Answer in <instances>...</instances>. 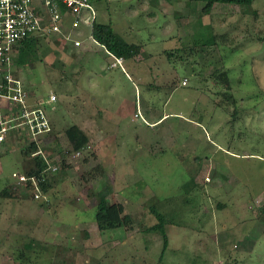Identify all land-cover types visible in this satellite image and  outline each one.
Instances as JSON below:
<instances>
[{"label":"rangeland","instance_id":"1","mask_svg":"<svg viewBox=\"0 0 264 264\" xmlns=\"http://www.w3.org/2000/svg\"><path fill=\"white\" fill-rule=\"evenodd\" d=\"M162 1L98 0L94 9L98 22L141 44L137 59L165 51L158 61L166 81L153 64L157 58L143 81L127 80L99 52L84 53L81 60L72 49L78 35L73 29L66 30L67 39L52 35L40 42L31 67H15L13 76L33 96L56 94V111L51 131L37 139L15 135L7 139L9 147L0 148L8 173H1L0 192L6 187L11 193L7 202L0 197V264H264V0L216 3L195 18L189 0H164L171 3L165 8ZM195 3L200 10L203 2ZM185 46L193 48L173 51ZM74 60V69L80 63L93 71L99 66L91 73L95 92L85 90L113 112L106 114L109 124L124 135L119 141L90 138L75 156L61 138L65 128L79 123L84 99L78 71L71 72ZM183 78L187 85H181ZM200 93L206 103L195 107ZM121 99L127 100L124 109L117 104ZM31 143L37 147L33 154L50 158L55 167L47 174L46 193L37 192L34 180L25 187V177L15 175L28 167L23 150ZM96 165L103 173L89 180ZM192 168L197 187L184 194ZM104 186L108 200L122 203L131 216L130 225L98 230L96 191ZM150 206L172 220L162 255L161 235L146 230L156 222Z\"/></svg>","mask_w":264,"mask_h":264},{"label":"built area","instance_id":"2","mask_svg":"<svg viewBox=\"0 0 264 264\" xmlns=\"http://www.w3.org/2000/svg\"><path fill=\"white\" fill-rule=\"evenodd\" d=\"M95 18L91 0H0V143L15 135L37 139L50 130L47 105L55 102L56 95L30 100V94L21 89L12 74V57L21 41L52 35L67 39V31ZM72 41V45H80L79 40ZM120 62L116 58L111 65Z\"/></svg>","mask_w":264,"mask_h":264},{"label":"trees","instance_id":"3","mask_svg":"<svg viewBox=\"0 0 264 264\" xmlns=\"http://www.w3.org/2000/svg\"><path fill=\"white\" fill-rule=\"evenodd\" d=\"M201 1L203 2V5L201 9L199 10L197 8V4L195 2ZM252 0H189L190 10L195 13L193 14V18L199 17L202 14H208L211 12L213 6L216 3H223V4H230V5H245L249 6L251 4ZM89 30L88 34L89 36L100 46H102L111 56L114 58H122V59H129L133 56H136L140 52L141 44H135L132 42H127L123 38H121L111 27L109 23H103L98 22L95 19H93L89 23ZM44 37H26L21 41V43L18 45L15 55L12 57V65L17 69L20 68V70L24 69L26 66L31 67V65L34 63L35 60L39 57L38 53V45L42 41L48 42L47 39ZM48 44V43H47ZM48 48V46H45ZM186 46L182 48H176L173 51L177 52L180 50H187L192 49V46ZM196 48V46H195ZM62 50V49H61ZM48 49H46L44 52H47ZM64 51V50H63ZM172 51V53H174ZM65 53V51H64ZM15 73V72H14ZM12 71V74H14ZM15 75V74H14ZM17 82L19 83L21 89L28 93V87L24 83L22 78H18ZM224 79H227L226 74L224 73ZM48 97V94H47ZM46 96L43 97V99L47 98ZM41 98H37L39 100ZM48 108V107H47ZM49 119V116H48ZM50 122V121H49ZM50 126H52L50 124ZM61 138H64L65 143L68 144L70 147V152L73 156L76 154H80L83 152V150L87 147V141L88 137L85 135V133L76 125L71 124L62 133ZM37 150V147H35L34 143H31V145H28L25 150H23L24 157H27L29 159L28 167L25 171H23V175L26 179L25 181V187H29V184H33L31 181V178L34 179L36 182L37 192L40 193H46L47 190L50 188L51 183L48 180V172L50 169V158L43 157L40 153H34ZM65 152V150H64ZM63 151L59 152V155H65ZM68 152V151H67ZM78 152V153H77ZM52 160V158H51ZM59 161L60 166L65 165V161L60 160L59 157L57 159ZM85 160V158H83ZM180 160H185L180 159ZM194 160V161H193ZM192 162L195 164L197 162L196 158H193ZM189 162V161H188ZM190 164H192L190 162ZM67 165V163H66ZM193 169V168H192ZM194 170H189L191 176L188 180L185 181L184 187L189 188L187 190H183L184 194L188 193V191L192 188L197 187V183L195 182V174ZM103 173V167L101 165H96L93 169L88 172L89 180H94L99 177L100 174ZM35 187V186H34ZM26 191H28V188H25ZM35 190H33L34 192ZM29 192V191H28ZM31 192L32 198L35 200L38 196L37 193ZM25 194V192L23 193ZM35 195V196H34ZM109 195V187L104 186L103 188L96 191V197L97 202L95 204V211L93 215V219L96 223V226L98 230L104 231L109 229H114L117 227H125L132 223V218L129 214L124 213L123 211V205L122 203L118 201H109L108 200ZM26 196V195H25ZM0 197L3 198H10L11 193L10 190L4 187L2 191L0 192ZM37 201V200H36ZM264 209V205L262 207ZM150 211L156 218V222L152 224L151 226L146 227V230L148 231H157L161 235L162 242H161V252L160 255L163 254L165 251L167 244H168V237L166 234L167 226L169 223L172 222V220L166 217V214L162 211H159L156 207L150 206ZM264 211V210H263ZM29 247V246H28Z\"/></svg>","mask_w":264,"mask_h":264},{"label":"crops","instance_id":"4","mask_svg":"<svg viewBox=\"0 0 264 264\" xmlns=\"http://www.w3.org/2000/svg\"><path fill=\"white\" fill-rule=\"evenodd\" d=\"M91 1H92V5H94L93 7L95 8L98 0L97 1L95 0V2H94V0H91ZM162 2L164 3V6H163L164 8H165V6L167 4H169V5L171 4L170 2L169 3L164 2V0ZM167 7H168V5H167ZM88 25H89V23H81L75 29L76 31H78V35L75 36L74 39L79 40L80 41V45L79 46L72 45V49H78V51H75L77 57H81V60H82L84 58L83 57L84 56V53L85 54H87V53L88 54H93V52H99V53H101V55L103 57H105V58L107 57L108 60H109V62L110 61L112 63L115 62L116 58H114L113 56H111L102 46H100L99 44H97L89 36V34H88L89 26ZM141 53L142 52L140 50V52H139L138 55L133 56L132 58H129V59L119 58L120 61H121L120 64H118L119 71H120V73L123 74V76L127 80H130L131 79L130 81H133L134 80L133 79V76H137L136 78L138 79V81H143V79L141 77H144L147 80L146 74H149L150 71L153 68V67H151L152 66L151 65V62H152L153 58H157V62L155 60H153L154 61L153 64L157 65L156 68H158V74L159 75L161 74L162 77H163V74H166V72H165V70H166L165 65H163L164 68L161 66V63L163 64L162 60H160L161 63H160V61H158L159 60L158 58L163 59V57L165 55V51L157 52V53H151V52L150 53H146V52H144V55L142 56V58L141 59H137V57L139 55H141ZM64 62H66V61H64ZM97 63H99V62H97ZM76 64H77V61L74 60L73 63H72V65H73V67H72L73 68V71H71V72L72 73H76L78 71L79 80L77 82L80 84V86H81V88L83 90L82 98L85 99V100L83 99L82 103L80 102L81 104L79 103L82 108L80 107L79 110L77 111L78 112V118L77 119H78V122L79 123H77L76 125L85 133V135L88 137V139H90V138H96V140H100V141H103L104 142V139L111 137L113 139V141L116 138L119 141L120 140V136H122V134L119 133V128L118 127L115 128L114 126H112V125L109 124L110 122H112V119L110 118L111 117L110 115H106V114H110V113H113V112L110 111V110H107L106 106H103V105L100 104V101H98V99L95 98L96 93L94 94L95 96H93V95L87 93L86 90H85V89H87V90L90 89V90H93L95 92L94 88L96 87V85H95L96 78H93V77L91 78V73H93V75H94L95 69H97L99 66H97L94 69V71H93L92 68H94V67H92L91 69L87 70L86 67H84L83 65H80L81 63L79 64V66L77 65L78 68L74 69ZM65 66L68 67L69 65L66 64ZM87 71H88L89 77L91 78L92 83H89L88 78L84 74L85 72L87 73ZM100 74H104V73L102 72ZM71 79H72V82L73 83H76V81L73 78H71ZM163 79H164V81H166L164 77H163ZM183 80L186 81L185 84H182V81ZM147 83H148V85L155 87V84L150 83V81H147ZM187 84H188V81L186 80V78H183L181 80V85H187ZM28 93L30 94V100H32V99L33 100H36L37 99V97H35V96L32 95V92L30 90H28ZM49 93H53V92L50 90L48 92V94ZM203 96L204 95H202V93H200V95H198L195 98L196 102L194 101V103H193V105H195V107H200L201 104H203V103L205 104L206 103V98L204 99ZM39 98H43V96L42 97H39ZM166 101H167V99L165 100V102ZM117 104L120 105L122 109H124L127 106V100L121 99L120 102H117ZM47 106H48V108H47V115L49 116V121H50V124L52 125V123L54 124V122H55V120H54V117H55L54 116V113L56 111V106H54L51 103L49 105H47ZM52 110H53V113L50 112ZM49 112H50V114H49ZM117 112H118V110L116 108V110L114 111V113L117 114ZM164 116H165V114H163L156 121H158L159 119H161ZM198 119H201V118L198 117ZM198 121L201 122V120H198ZM198 121H194V122L197 123V124H199ZM155 122H153V123H155ZM90 123H91V128L89 127V124ZM50 127H52V126H50ZM53 127H56V125L55 126L53 125ZM87 129L90 132H88ZM187 140H188V138L185 137V140L184 141H186V143H187ZM176 141L177 140L175 139V142L174 143H176ZM0 146H1L0 148L6 149V147H9V144H7V140H5L4 142H1L0 143ZM6 158H7V155H2V153H0V177L2 176L1 173H4L5 176H8L7 175L8 174L7 173V169H6V166L4 164L6 162ZM12 172H11V175H12ZM19 173H20L21 177L24 176V175L21 174V172H19V170L15 173V175L16 174H19ZM0 199H3V198H0ZM4 199H5L4 201L7 202L6 199H8V198H4ZM19 201H21V200H19ZM9 205H10V203H8V204L6 203L5 204V207L8 208ZM14 205L15 204H13L12 206L14 207ZM18 206H19V204H18ZM18 209H19V214H20V207H18V208L16 207V211L17 212H18Z\"/></svg>","mask_w":264,"mask_h":264}]
</instances>
